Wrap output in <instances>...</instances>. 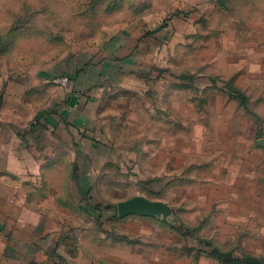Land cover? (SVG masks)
Segmentation results:
<instances>
[{"label":"rangeland","instance_id":"obj_1","mask_svg":"<svg viewBox=\"0 0 264 264\" xmlns=\"http://www.w3.org/2000/svg\"><path fill=\"white\" fill-rule=\"evenodd\" d=\"M0 142V264H264V0H0Z\"/></svg>","mask_w":264,"mask_h":264},{"label":"crops","instance_id":"obj_2","mask_svg":"<svg viewBox=\"0 0 264 264\" xmlns=\"http://www.w3.org/2000/svg\"><path fill=\"white\" fill-rule=\"evenodd\" d=\"M33 72L34 73L32 74L31 83L28 87V89H30V90L35 89L37 87H40V85H42V81L40 80V79H42V75H43V78L46 77V75L44 73H41L40 70L39 71L34 70ZM13 87H15V82H13ZM41 89H43V88L41 87ZM10 100L13 103H21L22 104L25 99H10ZM10 106L11 105L7 106V108L4 109V111H3V113L9 112L8 116L6 117L7 121L12 120V116L10 114H13V115L15 114V111H10ZM43 108H45V106ZM40 111H41V105H40V108L38 111L39 115L42 112V111L41 112ZM32 115H36V111H33L32 114L29 116H26V118L32 119V117H31ZM4 145H5L4 143L0 142V160L2 158H5V160H7L6 159L7 156L2 153L4 151V148H5ZM1 196H2V199L7 198L9 200V197H5L4 195H0V197ZM239 205H240L241 210L243 211V214L256 215V216H260L261 214H263V216H264V191L257 192V193H251L249 199H246V200L241 199L239 201ZM19 215L21 216V218L26 217L25 208H21L17 211V216H19ZM22 222L27 227L29 226V223L26 220L22 219ZM255 238L257 240H259V242L257 243V245H253L255 248H254V250H251V251L254 252L255 254H257V256H263L264 257V243L262 246H260V243L264 242V227L256 229ZM260 241H262V242H260Z\"/></svg>","mask_w":264,"mask_h":264},{"label":"water","instance_id":"obj_3","mask_svg":"<svg viewBox=\"0 0 264 264\" xmlns=\"http://www.w3.org/2000/svg\"><path fill=\"white\" fill-rule=\"evenodd\" d=\"M119 207H120L121 213H124L129 209V206L127 204H121Z\"/></svg>","mask_w":264,"mask_h":264}]
</instances>
